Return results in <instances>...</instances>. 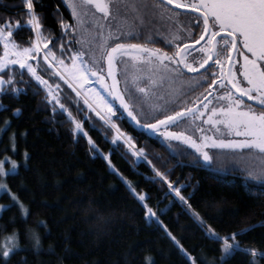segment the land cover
Returning <instances> with one entry per match:
<instances>
[{
  "label": "trees",
  "instance_id": "16d2710c",
  "mask_svg": "<svg viewBox=\"0 0 264 264\" xmlns=\"http://www.w3.org/2000/svg\"><path fill=\"white\" fill-rule=\"evenodd\" d=\"M34 6L43 28L52 35L59 36L62 31L57 19L73 23L61 0H34ZM57 11L61 13L58 18ZM131 11L137 22L136 13ZM28 19L25 0H0V25L5 20L20 25L13 37L34 35ZM129 42L145 44L138 38ZM146 46L173 51L161 43ZM192 79L186 73L159 90L150 87L147 97L135 92L131 82L125 96L143 123L155 122L161 109L172 114L206 92L205 88L190 92L187 81ZM139 83L143 85V80ZM34 92L30 86L19 94L0 95V161L9 157L18 166L15 174L6 177L12 194L0 195V206L7 205L0 215V251L7 238L18 236L9 264H147L149 258L153 264H191L185 252L196 264H250L253 260L264 264V182L245 181L250 170L241 165L244 161L231 162L232 152L223 151L217 157L218 163L225 164L223 171L200 168L192 159L172 153V149L179 152L186 147L181 142H170L171 147L166 148L159 136L120 120L137 148H142L152 165L167 177L161 182L151 167L137 163L126 146L116 152L108 142L114 133L102 129L98 119L92 118L96 130L74 105L55 115L48 109L46 92ZM182 93L189 94L178 100ZM67 111L80 120L99 152L87 137L74 132ZM200 123L189 121L171 130L195 137ZM105 156H110L112 167L124 180L112 171ZM5 167L10 169L9 163ZM125 180L146 196L147 206L161 223L149 221ZM169 182L172 188L180 189L187 204L168 187ZM13 195L25 205L27 216ZM208 228L220 237L241 233L237 236L241 247L257 255L236 251L222 262V243L209 237ZM33 233L39 238L38 250Z\"/></svg>",
  "mask_w": 264,
  "mask_h": 264
},
{
  "label": "snow or ice",
  "instance_id": "6c2138e0",
  "mask_svg": "<svg viewBox=\"0 0 264 264\" xmlns=\"http://www.w3.org/2000/svg\"><path fill=\"white\" fill-rule=\"evenodd\" d=\"M81 2L89 7L94 6L104 17L113 15V7L116 8L117 14L120 11V5L112 4L111 0H81ZM25 3L29 16L27 24L35 30V40L30 41L28 46L21 47L12 40L14 31L20 27L19 23L13 25L12 21L5 20L3 25H0V44L3 45V53L0 55V95H8L10 92L19 94L22 89H17L15 85L27 83L35 89V95H39L42 90L46 92V103L53 114H64L65 104L57 94L61 90L60 84L56 83L53 87V84L41 75L38 66L42 62L44 71L73 89L78 97L83 96V104L87 109L94 112L95 116L114 133L111 140L105 137L113 145L114 150L119 152L126 146L128 153L136 158L137 163L151 167L155 176L161 178V182L167 180V177L152 165L144 150L137 148L133 138L126 135L115 120L130 121L135 127L150 131L162 138L166 148L171 147L170 142H181L186 147L179 152L172 149V153L190 158L194 166L204 169L223 171L225 164L218 163L217 157L223 155L225 149H255L264 155V0H188L187 3L183 0H159V2L150 0L149 3L144 4L129 0V3L123 6L137 13L139 23L143 24L144 14L156 12L161 19L173 24L174 31L166 38L150 41L153 44H164L173 51L169 55L161 48L129 42L137 39L134 33L128 32L125 35L120 29L113 31L114 26L111 22L100 25L92 20L89 26L95 25L97 36L102 38L101 50L103 58L106 59V69L102 66L100 69L94 68L84 59V53L79 48H75V45L85 43L74 36L77 24L84 23L81 18L83 12L78 11L75 0H61V3L70 9V17L74 18V22L68 24L57 19L62 31L55 38L44 36L43 24L41 17L35 11L34 0H25ZM181 9L187 10L185 15L191 17L190 24L176 23L178 16L174 17L173 14ZM55 15L58 18L61 13L57 11ZM185 33H188L187 38ZM69 36L73 38L69 40ZM49 45L52 47L50 48ZM56 51H59V56L56 55ZM124 57H128V60L124 61ZM33 60L37 61V66L29 62ZM130 62L140 66L143 75L134 76L132 83L135 92L145 97L148 96L150 87L159 90L182 78L186 73L193 76L192 80L187 81L190 92H195L199 88H205L206 92L191 100L189 105L182 107L181 110H173L172 114H168L161 109L159 115L155 117V122L143 123L134 105L126 99L125 93L129 91L127 78L124 80L123 88L119 86L120 81L117 79V64ZM17 65L18 68L15 67ZM26 74L30 76L28 81L24 80ZM17 75L20 77L19 81L16 79ZM125 76H127L126 71ZM107 78H110V82ZM140 80H143V85L139 83ZM93 83L98 85L100 90L96 87H86ZM188 94L182 93L177 99L183 100ZM245 97L249 101H255L259 109L256 105L246 104ZM80 111L85 121H88L92 128L99 130L96 128V122L82 110ZM67 117L74 122V132L87 137L88 143L99 152L91 137L83 130V124L73 119L71 111H67ZM189 121L194 125L196 121L201 122L195 129L199 132V136L194 137L192 134H186L185 131L171 130ZM204 124L209 126L207 130L203 127ZM209 131L223 132L225 136L222 138L215 134L209 135ZM228 133L242 139H228L226 138ZM12 151H15L14 145ZM25 156L27 158V154ZM104 159L112 171L124 180L123 176L112 167L110 156H105ZM5 163L11 164L12 173L4 171ZM16 169L15 162L7 158L0 161V176L15 174ZM242 172L246 170L242 169ZM244 179L264 182V168L257 172H246ZM124 182L132 195L141 203L149 221L161 223L156 212L147 206L146 196L137 193L126 180ZM168 187L175 192L180 201L187 204L185 198L180 195L179 188H172L171 182L168 183ZM11 198L16 201V197ZM187 207L190 209L191 205ZM21 210L27 216V210L22 207ZM201 223L203 224V221ZM244 231L246 232L247 229ZM207 234L213 240L222 243L224 254L220 258L222 262L236 251L257 255L254 251L241 247L237 240V236L241 233L233 232L228 236L220 237L208 228ZM31 238L35 240L38 250L39 238L34 233ZM13 240L18 241V236ZM172 240L175 241V237H172ZM175 243L180 247L179 241ZM14 251L15 247L9 249L5 245L0 251V260H3L4 264H9L10 255ZM185 256L191 264H196L195 258L186 252ZM147 264H153L150 258L147 259ZM250 264L256 262L253 260Z\"/></svg>",
  "mask_w": 264,
  "mask_h": 264
},
{
  "label": "rangeland",
  "instance_id": "374dc122",
  "mask_svg": "<svg viewBox=\"0 0 264 264\" xmlns=\"http://www.w3.org/2000/svg\"><path fill=\"white\" fill-rule=\"evenodd\" d=\"M75 2L77 4V6H78V11H82L83 12V15H82L81 18L84 21V23L82 25L81 24H77V26H76V31H77V33H79V35H78L79 37L78 36L77 37H78L79 40L85 41V43H82L81 47H80V44H79V46L75 45V48H79L84 53V59L86 61H89L94 68L100 69L101 66H102L103 68L106 69V67H107L106 59L103 58L102 50H101L102 40H100L101 37L99 38L97 36L96 28L93 29V30H90L91 36L84 35V33L82 31H84V29H86V26L88 25V23L90 21L95 20L98 24L104 25V24H107V23L110 22V17H104L103 15H98L93 10L94 6L93 7H89L88 5H84V4H82L81 0H75ZM113 10H114V8H113ZM131 10L132 9L130 8L128 11H131ZM116 13H117V10L115 9V14ZM122 13H125L124 10H123V12L121 11V13H118V15H116V18H115L113 24H115V25L118 24V26L122 25L124 27V29H125L124 33L126 35L128 32H131V30L135 26V24L133 23V19H130V20L128 19L127 13H125V14H122ZM136 16H137V13H136ZM33 32H34L33 36H29V37H25V38L12 37V40L16 44L20 45L21 47H26V46L29 45L30 41L34 42V40H35V30H33ZM44 36L45 37H49V38L57 37L55 35H52L50 32L46 31L45 29H44ZM68 39L71 40L72 37L69 36ZM65 43H67V42L65 41ZM49 47L51 48L52 45H49ZM54 51H55V49H54ZM171 54H172V52L169 53V55H171ZM56 55L57 56L60 55L59 51H56ZM40 56L41 57L43 56V51L40 53ZM65 59H67V58L65 57ZM123 60L127 61L128 57H124ZM29 62L32 63L33 66H37V61L33 60V61H29ZM15 67L18 68V65L15 66ZM116 70H117V74H118L117 79L120 81V86H122V87L124 86V80L127 78V80H128V89L130 88L129 84L132 82L134 76L143 75V73L141 72L140 66L135 65L133 62H130V63H127V64L118 63ZM38 71H40L41 75H43V77L45 79H48L49 82L53 84V87H55L56 83L60 84V89L61 90L57 94H58L60 99L62 98L61 102L62 101L65 102L64 104H65L66 110L68 109V107L70 105H74V106L77 107V109L79 111L82 110L85 115H88L89 117L94 118L95 120L96 119L99 120V117H96L95 113L91 112L90 110H88L87 106L83 104V96H79L78 97L76 95L75 91H73V89L67 87L63 82L57 80L55 77H51L49 72L44 71V64L42 62L39 63ZM125 71L127 72V76H125ZM16 79H17V81L20 80L19 75L16 76ZM29 79H30V76L26 74L24 76V80L28 81ZM33 83H35V82L33 81ZM15 87L17 89H22V91H25V90H27L30 87V85L27 84V83H23V84L22 83H17L15 85ZM86 87H89V88L90 87H96L97 90H100L99 86L96 85L95 83L90 84V85H88ZM85 94H87V93H85ZM213 102L215 103V101H213ZM125 116H126V114H125ZM82 117L84 118V115ZM73 119L75 121H80L78 118H75L74 116H73ZM99 122L102 125L101 126L102 129H104L107 132L110 131L104 125V123L102 121L99 120ZM115 122L119 125L121 130L126 135H128L127 132L123 129V127L121 125V121L120 120H115ZM203 127H205L206 130L209 128V126L206 125V124H204ZM208 134L209 135L215 134V135L220 136L222 138L225 136V134L223 132L214 133L213 131H209ZM198 136H199V134H198ZM226 138H228V139H236V140L242 139L241 137H233L230 133L227 134ZM223 151H230V152H232V154L235 155V156H231V162H237V163L239 162L240 163L241 161H244V163H242L241 165H244L247 169L250 170V172H257L261 168H264V157H261V154L255 149H251V150H249V149H244V150H228V149H225ZM243 151H245V152L242 154ZM6 158L8 160L11 159L9 157H6ZM6 158H4L1 161H4ZM9 165H10V169H7L5 167V165H4V171L6 173L12 172V171H10V170H12L11 164H9ZM17 170H18V166H17L16 171ZM6 177L7 176H2V179L0 181V195L3 192H10L9 188L7 186V183H6ZM13 196L16 197L15 195H13ZM16 201H17V203H19L21 205V207L23 209H26L25 205L22 204L17 199V197H16ZM6 207H7V205H1L0 206V215H1V213L3 212V210ZM13 238H14L13 236L7 238V240L3 244V248H4L5 245H7L9 247V249H12L13 247L16 248L17 244H16V241L13 240Z\"/></svg>",
  "mask_w": 264,
  "mask_h": 264
},
{
  "label": "flooded vegetation",
  "instance_id": "af4514ba",
  "mask_svg": "<svg viewBox=\"0 0 264 264\" xmlns=\"http://www.w3.org/2000/svg\"><path fill=\"white\" fill-rule=\"evenodd\" d=\"M135 3L137 4H144V3H149L150 0H134ZM156 2H159V0H156ZM184 3H187L188 0H183ZM111 3L114 5H120V11L119 13H121V11L125 13H127V17L128 19H133V23L135 24V26L132 28L131 32L134 33V35H137L136 37L142 41H145L146 45H150V41L154 40V39H160L162 36H167L170 32L174 31L173 28V24L171 22H169L166 19H161L160 16L156 13V12H148L145 15V19L143 24L139 23L138 21H134V14L132 13V11H128L130 8H126L123 5L126 3H129V0H111ZM114 10L112 9L113 15L110 17V22L111 24L114 26L113 27V31H115L116 29H120L123 33L125 32V29L122 25H115L113 24L116 15H118L117 13L115 14V7H113ZM125 8V9H124ZM94 12H96L98 15H103L100 12H98L95 7H94ZM70 11V10H69ZM187 10L185 9H181L179 10L177 13H174V17L178 16V20L176 21L177 24L180 25H184V24H190L191 22V17L188 15H185ZM122 13V14H125ZM195 15V14H194ZM118 21V20H117ZM73 22H74V18H73ZM95 25H92L91 27L88 25L86 26V29H84V31H82L84 33V35H89L91 36L90 30L95 29ZM190 31H192L190 29ZM79 33H77V31H75L74 36L78 39ZM185 38H187L188 33H185ZM78 36V37H77ZM100 38V37H99ZM100 40H102V38H100ZM82 44H80L81 47ZM79 46V45H77ZM165 51H167V49H165ZM237 67H239V65H237ZM227 70V69H225ZM192 75V74H190ZM245 100V98H244ZM255 102V101H254ZM246 104H250V105H256L254 103H251L247 100H245ZM257 109H259V106L256 105ZM261 157H264V155L261 154Z\"/></svg>",
  "mask_w": 264,
  "mask_h": 264
},
{
  "label": "water",
  "instance_id": "95a60500",
  "mask_svg": "<svg viewBox=\"0 0 264 264\" xmlns=\"http://www.w3.org/2000/svg\"><path fill=\"white\" fill-rule=\"evenodd\" d=\"M108 81L110 82V78H108ZM119 86H120V85H119ZM245 100L249 101V100L247 99V97H245ZM249 102L256 104V102H254V101H249Z\"/></svg>",
  "mask_w": 264,
  "mask_h": 264
},
{
  "label": "bare ground",
  "instance_id": "6f19581e",
  "mask_svg": "<svg viewBox=\"0 0 264 264\" xmlns=\"http://www.w3.org/2000/svg\"><path fill=\"white\" fill-rule=\"evenodd\" d=\"M195 99V98H194Z\"/></svg>",
  "mask_w": 264,
  "mask_h": 264
}]
</instances>
